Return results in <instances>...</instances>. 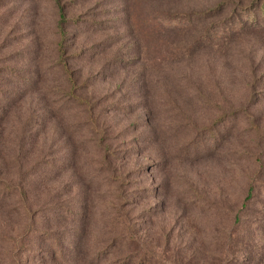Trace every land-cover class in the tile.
<instances>
[{"label":"rangeland","instance_id":"rangeland-1","mask_svg":"<svg viewBox=\"0 0 264 264\" xmlns=\"http://www.w3.org/2000/svg\"><path fill=\"white\" fill-rule=\"evenodd\" d=\"M250 4L0 0V264H264Z\"/></svg>","mask_w":264,"mask_h":264},{"label":"trees","instance_id":"trees-1","mask_svg":"<svg viewBox=\"0 0 264 264\" xmlns=\"http://www.w3.org/2000/svg\"><path fill=\"white\" fill-rule=\"evenodd\" d=\"M252 6H255L257 8H259L262 12V18L264 19V0H251V4L249 6H247L245 9V16L249 17V21H255V19H258L257 13L253 12ZM252 9V10H251ZM57 20L55 23V27H56V33L58 35V40L56 41V49L58 52V62L62 65H64L63 57H62V41L64 39L65 36V32L63 29V25L64 23L67 21V18L64 16V13L62 12V9L60 8V6L57 9ZM228 19V18H227ZM230 19V18H229ZM232 24H233V20H232ZM234 25V24H233ZM67 72V71H66ZM66 77L68 79V81L70 82V89H72V87L74 86L73 82H72V78L69 74V72H67ZM70 98H74L75 100H77L78 102H85L82 98H80L77 95H73L71 93V91H67L66 93ZM251 194V187L249 186L247 188V192L244 196V200L248 199L250 197Z\"/></svg>","mask_w":264,"mask_h":264}]
</instances>
